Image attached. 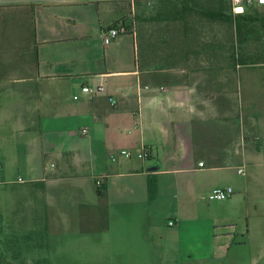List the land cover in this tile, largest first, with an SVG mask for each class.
Instances as JSON below:
<instances>
[{
	"label": "crops",
	"instance_id": "obj_1",
	"mask_svg": "<svg viewBox=\"0 0 264 264\" xmlns=\"http://www.w3.org/2000/svg\"><path fill=\"white\" fill-rule=\"evenodd\" d=\"M190 1L102 0L101 5L110 8L114 17L100 24V47L92 45L89 35H69L57 25L41 27L39 38L34 11L28 4L0 0V164L6 162V135L17 133L18 168L24 177H17L16 188L27 194L11 201L15 206L0 214L1 223L12 218L23 227L16 228L17 232H35L32 220L42 208L46 220H50L44 234L52 232L55 222H71L72 228L78 229L81 220L90 218L88 224L97 225L103 209L107 227L102 231H107L112 215L123 219L127 205H134V219L150 217L154 203L147 197V176L157 174L162 163L150 164L146 158L134 161L120 151L146 145L151 152L147 158L154 157L148 143L171 136L187 156L180 170L189 177L180 178L176 184L181 195L202 197L216 186H230L229 170L234 166L226 164L222 153L209 146V150L201 151L202 140H207L202 125L224 120L231 111L227 103L233 99L232 93H236L237 102L228 117L241 122L245 111L241 92L252 85H257L255 89L264 87V60L258 59L253 46L256 41L245 36L241 39V26L246 20L242 17L260 12L264 6L238 16V36L230 39L234 44L230 49L227 39L221 40L214 33L210 36L209 23L204 32L198 24L197 7ZM223 12L229 15L228 10ZM122 19L136 22V31L130 32L133 55L128 68H113L108 59L121 40L117 36L104 44L102 30ZM84 85L102 88L96 93L83 92ZM6 98L16 100V105L13 101L7 109ZM249 110L247 121L255 132L245 141L241 133L238 135L239 142L230 151L233 155H240L260 130L254 106ZM170 124H176L175 128ZM82 128L85 133H81ZM118 153L119 160L115 157ZM197 154L202 156L188 157ZM215 161L216 165L212 164ZM239 168L241 165L236 172ZM120 177L140 179L138 190L126 187L122 189L124 198L115 196L111 180ZM97 179L106 185L103 198L96 192ZM88 180L95 186L96 201L90 200L83 185ZM101 205L105 208L98 207ZM172 218L175 224L180 218L184 224L186 219L178 209ZM77 231L90 233L96 229ZM137 247L108 244L97 245L96 250L111 258H126ZM146 248L155 251L152 245ZM131 257L133 262L134 254Z\"/></svg>",
	"mask_w": 264,
	"mask_h": 264
},
{
	"label": "rangeland",
	"instance_id": "obj_2",
	"mask_svg": "<svg viewBox=\"0 0 264 264\" xmlns=\"http://www.w3.org/2000/svg\"><path fill=\"white\" fill-rule=\"evenodd\" d=\"M28 4L34 11V21L38 26V36L41 38L40 28L48 25H57L61 31L73 36L89 35L90 40L101 47L100 24L111 22L114 13L102 0H13ZM196 5L198 24L204 32L209 31L221 40L234 39L238 36L235 24L223 20L212 19L206 10L205 3L199 1ZM208 16V17H207ZM248 18L241 26V39L243 36L253 43L257 50L258 59L264 60V9L258 13L247 15ZM129 23V22H128ZM207 23H209L207 25ZM244 38V37H243ZM121 40L119 48L108 59L109 66L115 68H128L131 65L133 38L129 31L118 35ZM241 43V50L243 49ZM243 70V69H242ZM263 70V69H262ZM257 71H261V68ZM241 92L243 103L241 122L232 116L237 102L236 93L227 103L231 111L227 112L224 120L216 123H204L202 128L203 139L201 151L209 149L218 151L223 155L226 164L230 163L231 183L234 193L230 198L223 200L209 199L208 194L196 197L193 193L181 195L176 184L180 178L189 177L184 170L187 156L182 146H178L175 138L167 140L153 138L154 157L146 158L152 164L156 161L162 163L157 174L146 175L155 179L156 194L149 202L154 203L150 217L144 220L134 219V205H127L123 210V219L110 218L107 231L79 232V228L90 227V218L81 220L80 227L72 228L71 222L57 225L52 232L46 233V220L44 207L37 212L36 220H32L35 232H17L23 227L18 226L14 219L1 223L0 218V264H264V87L255 89L257 85ZM247 88V87H246ZM16 100L6 98V107ZM254 106V113L259 122V132L255 138L250 139L241 150L240 155H233L231 149L239 142L238 135L244 136L254 133L253 125L248 123L249 106ZM9 110L8 113H10ZM227 116V117H226ZM176 124H170L175 128ZM17 133L6 135V162L0 164V214L7 213L15 206L16 196L27 195L16 188L17 177H24L18 168ZM248 139V138H247ZM242 141V139H241ZM258 143V144H257ZM263 144V145H262ZM257 145L260 147L257 148ZM209 146V149L206 148ZM213 148H211V147ZM139 147L129 149L131 158L138 161L136 152ZM158 152V155H156ZM159 160H157L158 158ZM201 154L189 155L199 157ZM119 160V153L115 155ZM179 160V158H181ZM122 159V158H121ZM120 159V160H121ZM109 161L116 163V161ZM244 169L243 174L236 172V167ZM177 169L176 172L172 171ZM140 179L136 177H120L117 181L111 180L113 193L124 198L122 189L138 190ZM176 182V183H175ZM22 184V183H21ZM90 200L96 201L95 186L91 180L83 183ZM87 185V186H85ZM32 194V193H31ZM148 197V190H147ZM117 209V208H116ZM178 209L186 217L180 218L178 224L169 226L168 220H173L174 211ZM122 213V210H116ZM180 224V225H179ZM52 226V225H51ZM47 227H50L48 225ZM71 227V229L69 228ZM94 227V226H93ZM130 229L133 230L129 231ZM120 230V231H119ZM120 232V233H118ZM118 244L124 247L127 244L137 246L129 257L111 258L103 251L96 250L97 245ZM147 245H152V252H148ZM156 252V253H155ZM134 254V263L132 257Z\"/></svg>",
	"mask_w": 264,
	"mask_h": 264
},
{
	"label": "built area",
	"instance_id": "obj_3",
	"mask_svg": "<svg viewBox=\"0 0 264 264\" xmlns=\"http://www.w3.org/2000/svg\"><path fill=\"white\" fill-rule=\"evenodd\" d=\"M264 6V0H229V14L236 17L239 15L246 14L251 8H259ZM239 9V11H237ZM126 31L132 32L133 26L130 23L126 22H117L114 25H108L102 30V40L104 44H110L113 42L117 36ZM102 88L101 85L94 87H89L88 85L82 86L83 92L96 93ZM74 99H78L77 95L73 96ZM114 102V101H112ZM81 133H85L86 129L82 128ZM120 153L125 157H131V153L127 150H121ZM150 148L146 145H142L136 152V156L141 159H145L150 155ZM112 160L115 159L114 155L111 156ZM199 165H203V162H200ZM244 169L241 167L237 170V173L243 174ZM20 180V178H19ZM96 184L100 185L101 182L99 179L96 180ZM234 193V190L231 186H216L210 190L208 193L209 199L223 200L230 198ZM176 223V220H168L167 224L172 226Z\"/></svg>",
	"mask_w": 264,
	"mask_h": 264
},
{
	"label": "trees",
	"instance_id": "obj_4",
	"mask_svg": "<svg viewBox=\"0 0 264 264\" xmlns=\"http://www.w3.org/2000/svg\"><path fill=\"white\" fill-rule=\"evenodd\" d=\"M134 1H137V0H134ZM138 1H147V0H138ZM199 1H203L202 3H205L206 7L209 8V6H212L211 9H208L209 12V15L211 13V16L212 19H217V20H223L227 23H234L235 24V32L238 33L239 31V25H238V16L234 17L232 15H226L224 14V10H228L229 11V0H192L190 1V5H197L198 3H200ZM187 3V2H186ZM213 8V9H212ZM136 18V22H138V16L135 17ZM244 19H247V17H242ZM140 21L139 20V32H140ZM119 22H126L124 19H122L121 21ZM136 22L134 20H132L130 22L131 26H133V31H132V34H134V32L136 31ZM117 23V22H115ZM127 23V22H126ZM33 21H32V33H34V25H33ZM138 26V24H137ZM237 38V36H236ZM235 38V39H236ZM227 42L229 44V48L230 49H233L234 47V44H233V40L230 41V39H227ZM244 139L247 140V136L245 135L244 136ZM212 163V162H211ZM212 164L216 165V161L213 162ZM147 190H148V198L149 200H152L154 199L155 197V194H156V183H155V179L153 178H148V181H147ZM96 192H97V195L100 197V198H103L105 197L106 195V185L104 183H101L100 185L97 186V189H96ZM100 208H102L103 206H98ZM105 208V207H103ZM103 213L101 214L102 217L100 219V221L98 222V224L96 225H93V226H90L88 227L87 229H82L83 231H89V230H103L107 227V213H106V210L103 209Z\"/></svg>",
	"mask_w": 264,
	"mask_h": 264
},
{
	"label": "snow or ice",
	"instance_id": "obj_5",
	"mask_svg": "<svg viewBox=\"0 0 264 264\" xmlns=\"http://www.w3.org/2000/svg\"><path fill=\"white\" fill-rule=\"evenodd\" d=\"M237 11H239V9Z\"/></svg>",
	"mask_w": 264,
	"mask_h": 264
}]
</instances>
